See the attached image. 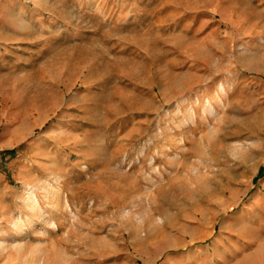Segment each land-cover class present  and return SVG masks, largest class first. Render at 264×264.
Returning <instances> with one entry per match:
<instances>
[{
    "label": "rangeland",
    "instance_id": "rangeland-1",
    "mask_svg": "<svg viewBox=\"0 0 264 264\" xmlns=\"http://www.w3.org/2000/svg\"><path fill=\"white\" fill-rule=\"evenodd\" d=\"M20 213L0 264H264V0H0V237Z\"/></svg>",
    "mask_w": 264,
    "mask_h": 264
},
{
    "label": "bare ground",
    "instance_id": "bare-ground-1",
    "mask_svg": "<svg viewBox=\"0 0 264 264\" xmlns=\"http://www.w3.org/2000/svg\"><path fill=\"white\" fill-rule=\"evenodd\" d=\"M58 178H60V176H58ZM61 188H62L61 185H57L56 188L55 187H52L51 189L47 188L48 190L47 194H49V198L54 194L61 195L62 193ZM24 202L26 203L27 207L31 209H38L45 216L46 214L49 213L48 209H46L44 206L41 205L40 195L36 193L35 188L32 185H28L26 187V197H25ZM47 205L48 206L51 205L53 209H56L54 208L56 206L54 204L47 203ZM10 217L11 218H10L9 223L12 225V228H14L15 235L8 237L7 230L1 229V233L3 234V237H0V249L2 253L9 254V255L21 252L20 250L23 248L24 242L26 241L24 234L27 233V231L31 228L32 221H33L32 218L25 216L23 213H20L15 216L12 215ZM47 223L52 229L59 228L57 219L53 217L52 215H50V217L47 218ZM40 247H41L40 245H35L34 248L30 251V254H36V252L37 253L43 252V249H40Z\"/></svg>",
    "mask_w": 264,
    "mask_h": 264
}]
</instances>
